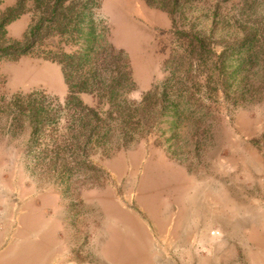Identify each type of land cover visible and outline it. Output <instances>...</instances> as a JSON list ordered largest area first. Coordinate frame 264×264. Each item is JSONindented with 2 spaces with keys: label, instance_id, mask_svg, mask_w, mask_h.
I'll list each match as a JSON object with an SVG mask.
<instances>
[{
  "label": "rangeland",
  "instance_id": "1",
  "mask_svg": "<svg viewBox=\"0 0 264 264\" xmlns=\"http://www.w3.org/2000/svg\"><path fill=\"white\" fill-rule=\"evenodd\" d=\"M97 3L103 39L129 60L119 96L155 86L172 104L126 141L113 121L108 138L77 148L59 64L1 58L0 264H264V49L228 74L220 43L194 57L175 31L234 36L246 19L263 21L264 0H218L226 18L212 27L202 2L186 1L175 28L144 0ZM56 45L78 47L56 36L43 46Z\"/></svg>",
  "mask_w": 264,
  "mask_h": 264
},
{
  "label": "trees",
  "instance_id": "2",
  "mask_svg": "<svg viewBox=\"0 0 264 264\" xmlns=\"http://www.w3.org/2000/svg\"><path fill=\"white\" fill-rule=\"evenodd\" d=\"M25 1L15 0L13 4L0 9V59L29 53L43 55L59 64L67 87L65 105L70 110L73 123L69 130L72 146L83 149L91 141L99 142L108 138L114 130L113 121L119 128L122 141H126L130 138V132H140L144 123L151 124L166 114V107L172 104L166 93L167 88L158 90L155 86L149 87L142 92L140 99L119 96L121 89L131 85L129 60L122 48H116L103 39L102 25L96 23L97 0H29L32 10L30 22L20 38L7 37L5 26L25 8ZM144 1L166 10L174 28L176 17H182L185 13L186 1L191 6L195 5L194 2H202L203 9L211 17V27L217 20L223 25L224 16L220 14L218 0ZM241 6L249 8L251 4H248V0H241ZM234 20L236 22L237 18L234 17ZM192 27L175 30L188 41L187 53L201 57L205 52H211L213 42L220 43V65L224 69L226 59L232 62L227 68L228 74L235 75L257 56V50L264 49V19L261 22L248 18L241 23V32L237 29L234 36L220 38ZM54 36L66 42L68 39L73 40L78 47L65 53L57 45L49 48L43 46L48 38ZM81 92L92 93L99 100L104 97L108 108L100 112L94 105L83 103L77 97V93Z\"/></svg>",
  "mask_w": 264,
  "mask_h": 264
},
{
  "label": "crops",
  "instance_id": "3",
  "mask_svg": "<svg viewBox=\"0 0 264 264\" xmlns=\"http://www.w3.org/2000/svg\"><path fill=\"white\" fill-rule=\"evenodd\" d=\"M15 0H11L8 4H5L4 6H8L14 3ZM31 4L29 3L24 10H22L20 13H18L15 17L9 20V22L6 24L5 28L7 31V34L9 37L12 38H20L22 32L30 22L31 18ZM24 56V55H23Z\"/></svg>",
  "mask_w": 264,
  "mask_h": 264
}]
</instances>
